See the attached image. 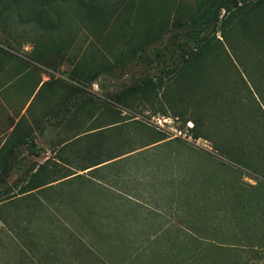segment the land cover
Returning a JSON list of instances; mask_svg holds the SVG:
<instances>
[{
	"label": "rangeland",
	"instance_id": "1",
	"mask_svg": "<svg viewBox=\"0 0 264 264\" xmlns=\"http://www.w3.org/2000/svg\"><path fill=\"white\" fill-rule=\"evenodd\" d=\"M99 2L0 0V264H264V0Z\"/></svg>",
	"mask_w": 264,
	"mask_h": 264
},
{
	"label": "trees",
	"instance_id": "2",
	"mask_svg": "<svg viewBox=\"0 0 264 264\" xmlns=\"http://www.w3.org/2000/svg\"><path fill=\"white\" fill-rule=\"evenodd\" d=\"M7 4L5 6H2L5 11L8 10L7 6H11V11L15 13L16 15H23V7L27 6L28 4H32L36 2H39V5L42 6H48L49 8H53V3L55 0H6ZM78 6L80 11L83 13V15L88 18L92 22L99 21L100 15L102 13V10H104L103 4L99 2V0H74ZM51 8V9H52ZM22 18V17H21ZM37 20V19H33Z\"/></svg>",
	"mask_w": 264,
	"mask_h": 264
},
{
	"label": "crops",
	"instance_id": "3",
	"mask_svg": "<svg viewBox=\"0 0 264 264\" xmlns=\"http://www.w3.org/2000/svg\"><path fill=\"white\" fill-rule=\"evenodd\" d=\"M2 73H0V149L11 133H15L14 128L17 125L20 115L14 116L11 112H5V95L3 93ZM16 134V133H15Z\"/></svg>",
	"mask_w": 264,
	"mask_h": 264
},
{
	"label": "snow or ice",
	"instance_id": "4",
	"mask_svg": "<svg viewBox=\"0 0 264 264\" xmlns=\"http://www.w3.org/2000/svg\"><path fill=\"white\" fill-rule=\"evenodd\" d=\"M191 126V125H190Z\"/></svg>",
	"mask_w": 264,
	"mask_h": 264
}]
</instances>
